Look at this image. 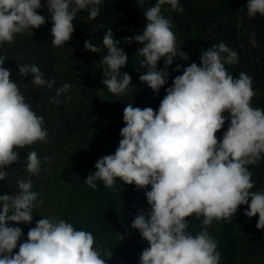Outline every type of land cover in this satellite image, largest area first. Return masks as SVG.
<instances>
[{
  "label": "clouds",
  "instance_id": "9594fccd",
  "mask_svg": "<svg viewBox=\"0 0 264 264\" xmlns=\"http://www.w3.org/2000/svg\"><path fill=\"white\" fill-rule=\"evenodd\" d=\"M52 23L51 42L62 47L72 39L73 21L83 10L95 20L99 15L101 0H46ZM146 0H137L142 9ZM168 4L174 11L183 12L179 0H156L144 12L146 24L142 34L125 38L143 45L138 53L144 58L141 68L147 71L139 80L158 93L167 83V67L174 59L188 60L180 51L169 18L162 14ZM41 0H0V46L14 42L21 34L44 25L46 17L39 14ZM264 16V0H248L247 15ZM103 28V25H98ZM108 27L103 35V80L101 83L112 94H124L131 85L128 73L121 69L128 63V56L119 47ZM250 43L258 47L255 33ZM87 51L97 53L101 48L86 40ZM17 59H22L18 57ZM164 60L165 68L158 70V61ZM6 57L0 56V181L5 180L8 166L20 159L16 149L46 142L44 118L38 116L25 101L18 84L11 78V69L3 65ZM239 62L238 53L225 43L212 45L202 51L200 64L193 62L175 77L173 85L158 111L143 109L128 103L123 110L125 126L122 139L114 154L106 155L95 163L96 171L84 181L95 189L97 181L106 187L116 185V180L134 184L146 191L150 211L138 214L132 228L139 230L148 242L140 255L139 264H220L218 243L207 228L213 221L230 220L239 206L248 205L245 215H258L257 229L264 230V193L254 188L249 165L257 164L264 157V110L253 108L255 96L252 77L241 72L238 78L229 74L225 64ZM179 65L177 69L179 70ZM21 76H32V84L52 88L55 81H48L37 65L18 63ZM71 88L64 84L57 89L51 102L59 105V97ZM71 99V97H68ZM228 113L226 117L224 114ZM230 120L222 139L217 133ZM30 175L41 171V160L36 151L26 157ZM46 162L50 158L45 156ZM39 193L32 190V181H18L14 195H0V264H107L110 250L96 245L94 234L78 230L63 219L41 218L27 233V240L18 242L22 229L13 224H31L33 209ZM43 205V201H39ZM202 219V230L193 235L186 218Z\"/></svg>",
  "mask_w": 264,
  "mask_h": 264
},
{
  "label": "rangeland",
  "instance_id": "374dc122",
  "mask_svg": "<svg viewBox=\"0 0 264 264\" xmlns=\"http://www.w3.org/2000/svg\"><path fill=\"white\" fill-rule=\"evenodd\" d=\"M191 1L199 7L209 2ZM212 1L219 3V0ZM155 3L156 0H152L149 7ZM41 4L42 8L38 12L47 21L49 13L46 0H41ZM172 10L168 4L162 6L164 16ZM145 24L146 18L143 16L132 32L117 22L105 25V31L108 27L112 28L114 38L120 42L118 46L128 56V63L121 69V75L129 74V63L141 62L143 59L138 53L143 45L135 40L126 43L125 38L142 34ZM46 33L47 22L34 29L32 34L30 31L16 34L14 41L20 36L42 40ZM10 44L6 42L0 47ZM100 48V53L76 52L72 55L59 47L47 45L37 51L23 53L22 59L16 57L3 65L12 70L11 78L17 82L25 101L38 116L44 118L43 127L48 133L46 142H36L16 149L20 159L5 169L8 176L0 181V195H14L18 191V181L28 179L32 181V190L40 194L30 225L9 222V226H18L23 232L14 254L18 252L19 243L27 240L29 229L35 227L39 219L55 217L71 222L75 215L76 222L81 224L74 227L91 231L96 245L112 252L107 264H139L142 251L149 246L139 230L132 228V222L138 214L147 215L150 211L146 198V191L151 190L150 186L138 189L134 184H126L117 178L116 185L112 187H106L103 182L97 181V187L93 189L84 182L89 174L96 171L95 163L100 158L115 153L107 150L108 129L125 105V102L101 83L104 78L103 68L106 67L101 60L107 55V50L103 45ZM18 63L37 65L46 80L55 81L53 87L49 89L33 85L31 74L28 77L19 74ZM81 81L91 83L92 87L97 86L93 87L97 94L94 103H86ZM66 83L71 88L59 97L62 102L59 105L52 103L51 98L56 96L57 89ZM87 118L90 123L86 122ZM101 144L104 145L102 148L99 147ZM33 150L41 160L38 175H30L26 169L27 154ZM45 156L50 161L46 162ZM248 168L254 182L251 191L264 193V177L259 176L258 163L249 165ZM41 200L43 205L39 203ZM247 208L248 205H241L230 220L213 221L207 228L209 235L218 243L220 264H228L231 259V264H264V230L256 227L258 215L252 218L245 215ZM202 219L203 217L197 219L195 214L186 218L189 225L187 230L193 235L199 233L203 227Z\"/></svg>",
  "mask_w": 264,
  "mask_h": 264
},
{
  "label": "trees",
  "instance_id": "16d2710c",
  "mask_svg": "<svg viewBox=\"0 0 264 264\" xmlns=\"http://www.w3.org/2000/svg\"><path fill=\"white\" fill-rule=\"evenodd\" d=\"M151 1L146 0L144 7L140 9L137 0H101L99 15L95 20L89 18L87 10L77 14L73 21L75 31L72 34V39L59 48L72 55L76 52H90L84 47L86 40H90L94 45L101 47L105 25L108 22H117L127 31H134L138 20L144 16L143 12L149 7ZM218 2L209 0L205 6L199 7L191 0H180L179 4L183 7V12L172 10L170 14L165 16L171 20L174 26L177 48L187 53L189 59H174L173 63L166 69L168 72L167 83L160 88L158 93L153 92L147 84L139 80L140 74L147 69L141 68L138 61L129 63L128 71L131 76L129 90L124 94H116L119 100L125 102L123 110L128 103H132L133 107L141 109L151 107L154 111H158L159 104L166 95V89L173 85L175 77L182 75L183 70L191 63L195 62L199 65L202 51L221 42L236 51L239 56L238 63L225 64L227 71L234 78H238L241 72L252 77V88L255 96L251 100V106L264 110V16L257 14L255 17H249L247 15L248 0H219ZM47 18L48 33L44 35L42 40L20 36L9 46L0 47V56L6 57L5 62L21 57L23 53L37 51L42 46L44 48L47 45H52V23L49 15ZM98 25L104 27L98 28ZM253 33H255L258 47H253L250 43ZM177 65L180 66L179 70H176ZM157 68L158 70L165 68L163 59L158 61ZM80 83L86 103H94L97 100V94H95L96 90H93V87L97 86L92 87V84L87 81ZM224 115L229 116L228 113ZM68 120L70 122V119ZM86 122L90 123V120L87 118ZM229 123L230 120L226 119L224 127L216 134L218 139L223 137ZM124 126L122 111L115 117L108 129L107 150L110 153L117 150L122 139L120 131ZM103 146L101 144L99 147L102 148ZM258 166L259 176L264 177V157L258 162ZM75 216L72 217L70 223L73 226L80 225L81 223L76 222ZM232 261L233 259L229 260L228 264H231Z\"/></svg>",
  "mask_w": 264,
  "mask_h": 264
}]
</instances>
